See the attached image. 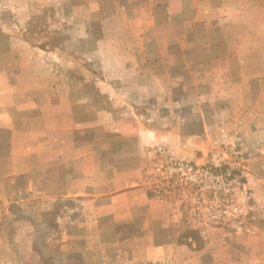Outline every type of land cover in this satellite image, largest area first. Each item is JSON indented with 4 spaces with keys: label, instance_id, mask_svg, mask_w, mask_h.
Wrapping results in <instances>:
<instances>
[{
    "label": "crops",
    "instance_id": "obj_1",
    "mask_svg": "<svg viewBox=\"0 0 264 264\" xmlns=\"http://www.w3.org/2000/svg\"><path fill=\"white\" fill-rule=\"evenodd\" d=\"M220 7L221 22L209 31L218 38L202 45L181 44L190 24L187 35L152 31L156 43L149 29L124 26L121 43L92 47L99 66L91 88L70 86L68 46L54 39L67 33L52 28L50 13L0 7V264L24 263L14 241L38 233V198L52 197L78 202L76 217L60 219L42 249L66 262L76 255L80 264H264L263 234L250 250L223 237L196 247L174 212L137 185L155 143L193 158L208 146L195 135L218 129L217 113L233 111L236 130L264 147V0H221ZM189 9L181 17L173 6L166 20L175 27L197 19ZM132 141L144 151L140 159L115 155ZM14 210L33 214L19 219Z\"/></svg>",
    "mask_w": 264,
    "mask_h": 264
},
{
    "label": "rangeland",
    "instance_id": "obj_2",
    "mask_svg": "<svg viewBox=\"0 0 264 264\" xmlns=\"http://www.w3.org/2000/svg\"><path fill=\"white\" fill-rule=\"evenodd\" d=\"M166 1L0 0V7H3L5 12H18L23 15L28 11L50 13V17H53L50 22L52 28L63 29L67 33L54 36V39L56 43L63 42L68 46L70 66L67 78L70 86L76 83L80 85L82 81V84L86 82L85 86L91 88L99 66L92 47H97L98 44L106 46V43L112 39H117V43H121L125 38L124 26L129 24L149 29L152 33L149 36L150 43H156V37L152 31L157 29L162 33L166 31L172 33L179 29L181 34L185 31L187 35L188 24L191 26L190 35L189 37L182 35L179 39L181 44L202 45L218 38L209 31L216 26L215 24L221 22L218 18L221 0H196V2L181 0L175 5L170 3V6ZM173 6L179 9L178 14L181 17L192 14L187 12L189 8L195 9L193 11L197 13V19L182 18L180 26L172 27L168 22L170 20L166 18H169V12L172 11ZM147 14L153 18L148 19ZM170 22L173 23V21ZM37 26L46 27L43 16L37 20ZM63 38L66 39L65 42L61 41ZM74 39L76 42L73 41ZM166 39L168 40L167 36ZM166 42L172 43L173 40ZM83 48V54H77ZM102 49V54L107 52L105 48L102 47ZM233 104L235 105V101ZM228 112H230L229 108ZM232 112L228 115L217 113L211 118L212 121L215 120V124L219 123L215 131L197 132L195 141L201 138L202 141L206 139L208 146L196 150L197 153L194 151L193 158H180L169 145L164 144L165 142L155 143L150 149V162L146 166L148 168L144 169L146 173L137 183L158 201L165 203L172 211L171 214L174 212L175 216H173L182 225L183 237L186 240L188 238L193 240L196 247L202 246L211 238L218 241L223 237L242 239L246 243L245 247L250 250L253 239L260 234L264 235V162L259 160L264 157V147L257 146L258 140L254 139L253 142L252 133L243 135L236 130L237 119ZM231 119H233L232 124L222 123ZM99 134L101 140L97 141L102 146L105 132L102 131ZM141 153H144L143 149L136 147L133 142L132 147L118 149L115 155L140 159ZM170 161L181 163L183 171L192 167L193 172L190 173L192 175L186 176L183 181L181 175L174 172L165 176L162 172L167 171L171 166ZM198 177L207 185L204 191H200L196 186ZM157 191L160 194H157ZM37 205L35 214L38 223L34 222L37 223L34 226L42 227L38 229V233L35 232L36 229L30 230L26 237L14 241V245L20 248V253L24 257L23 264H80L76 255H72L66 262L64 257H51L50 254L42 252L46 238L58 230L60 219H73L78 214L76 198H38ZM13 214L16 218L23 219L33 213L26 210L24 212L14 210ZM13 224L9 219L4 224L5 230H12Z\"/></svg>",
    "mask_w": 264,
    "mask_h": 264
},
{
    "label": "built area",
    "instance_id": "obj_3",
    "mask_svg": "<svg viewBox=\"0 0 264 264\" xmlns=\"http://www.w3.org/2000/svg\"><path fill=\"white\" fill-rule=\"evenodd\" d=\"M185 170L186 171H183V165L181 163H177V162L173 161V162H171V166L168 167L167 171L162 172V174H164L165 176H168L169 174H173V172H174L177 175H181V180L183 181V179L186 178V176L192 175L190 173L193 172V168L192 167H188ZM196 186H197V188L200 191H204L207 188V185L199 177H198V182H197V185ZM156 193L157 194H160L159 191H157Z\"/></svg>",
    "mask_w": 264,
    "mask_h": 264
},
{
    "label": "trees",
    "instance_id": "obj_4",
    "mask_svg": "<svg viewBox=\"0 0 264 264\" xmlns=\"http://www.w3.org/2000/svg\"><path fill=\"white\" fill-rule=\"evenodd\" d=\"M141 264H156V263L146 262V263H141Z\"/></svg>",
    "mask_w": 264,
    "mask_h": 264
}]
</instances>
